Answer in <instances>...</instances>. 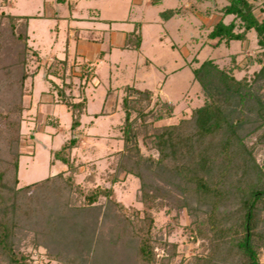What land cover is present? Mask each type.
<instances>
[{
  "label": "trees",
  "instance_id": "obj_1",
  "mask_svg": "<svg viewBox=\"0 0 264 264\" xmlns=\"http://www.w3.org/2000/svg\"><path fill=\"white\" fill-rule=\"evenodd\" d=\"M11 2L0 0V259L4 264H37L17 242L31 217L33 225L40 226L35 232L44 228L46 235L61 231L65 236L69 227L75 228L71 215L101 212L104 205L109 210L102 212L113 217L109 224L122 242L120 247L131 250L132 264H173L179 256L177 242L163 237L156 226L154 211L164 206L186 210L191 220L184 229L200 246L178 264H219L224 251L231 264H260L264 164L254 150L264 143V18L257 16L254 3L227 0L221 10L223 17L233 15L232 20L221 18L208 34L210 39L229 45L234 40L246 41L248 33L255 32L261 50L249 57V63L259 66L253 75L238 78L233 69L221 67L211 58L204 60L193 70L203 103L177 123L161 125L156 123L175 115L174 105L164 97H155L150 89L126 84L119 126L123 147L114 153L106 172L110 185L84 188L76 181L79 166L73 151L79 147L82 118L87 112L84 93L91 73L81 74V99L67 93L73 87V82L67 81L71 69L67 50L63 58L54 56L41 66V56L30 44V16L8 11ZM175 12L169 8L162 15L168 19ZM128 35L139 47L140 33ZM31 60L37 63L33 70L28 69ZM41 67L44 77L54 84L59 103L71 113L69 136L58 149L51 150L52 163L60 161L67 170L19 186L22 97L26 81L33 80ZM102 114L105 112L94 115ZM252 136L256 140L249 145L247 139ZM142 146L150 153L145 154ZM128 175L139 180L141 209L125 206L117 198L114 185ZM101 199L104 205L99 204ZM232 200L235 207L227 209ZM97 226L96 220L93 228Z\"/></svg>",
  "mask_w": 264,
  "mask_h": 264
},
{
  "label": "rangeland",
  "instance_id": "obj_2",
  "mask_svg": "<svg viewBox=\"0 0 264 264\" xmlns=\"http://www.w3.org/2000/svg\"><path fill=\"white\" fill-rule=\"evenodd\" d=\"M251 1L257 16L264 18V0ZM226 3L227 0H12L8 11L30 16V44L38 50L41 66L54 56L63 58L67 50L71 65L67 81L73 82L67 93L81 99V74L91 73L84 93L87 112L82 118L79 147L73 151L79 166L76 181L81 186L110 185L106 172L114 153L123 147L119 126L123 122L121 102L126 84L150 89L155 97L168 99L175 115L156 124H172L203 103L193 70L204 60L211 58L221 67L233 69L238 78H250L258 69L257 63L248 62L261 50L255 32L250 31L246 41L234 40L229 45L208 36L218 20H232L233 15L223 17L221 9ZM169 8L176 12L165 19L162 12ZM134 31L141 36L139 47L136 39L128 35ZM36 64L31 60L28 69L33 70ZM43 71L41 67L33 80L26 81L22 97L25 109L21 115L19 186L67 170L60 161L52 163L51 150L58 149L69 136L71 113L59 103L54 84ZM54 81L62 85L60 79ZM101 111L105 114L95 117ZM255 140L256 136H252L247 144ZM142 150L150 153L144 146ZM254 154L264 164V143H258ZM139 186V180L128 175L114 188L125 206L141 209ZM104 202L101 199L99 204ZM191 204L195 205V200ZM59 206L64 213L62 204ZM225 207H235L234 201ZM168 209L164 206L154 211L156 226L163 237L177 242L179 256L172 263L178 264L200 246L184 229L191 220L186 210ZM103 210L109 209L104 205L101 212L71 215L75 228L69 227L65 236L61 231L46 235L44 228L35 232L40 226H34L31 217L18 235V246L30 253L37 264H132L131 250L120 247L122 242L109 224L113 217L106 216ZM96 220L98 226L93 228ZM87 232L91 234L83 237ZM229 258L225 251L220 253L219 264H231ZM0 264H4L2 259ZM260 264H264V250Z\"/></svg>",
  "mask_w": 264,
  "mask_h": 264
},
{
  "label": "crops",
  "instance_id": "obj_3",
  "mask_svg": "<svg viewBox=\"0 0 264 264\" xmlns=\"http://www.w3.org/2000/svg\"><path fill=\"white\" fill-rule=\"evenodd\" d=\"M77 5V4H76ZM77 19V18H76ZM78 19H80V18H78Z\"/></svg>",
  "mask_w": 264,
  "mask_h": 264
}]
</instances>
